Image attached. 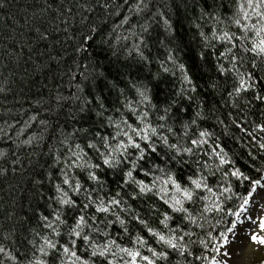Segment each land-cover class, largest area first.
<instances>
[{
    "label": "trees",
    "instance_id": "trees-1",
    "mask_svg": "<svg viewBox=\"0 0 264 264\" xmlns=\"http://www.w3.org/2000/svg\"><path fill=\"white\" fill-rule=\"evenodd\" d=\"M105 2L108 4L106 8L103 7ZM132 2L133 0H129V3ZM207 2L212 3V0ZM48 3H51V0H6V7L0 9V87L5 89V93L0 95V113L3 114L4 119H21L22 123L30 115L38 114L37 122L32 123L24 135L19 137L15 135L21 127L19 124L15 130H9L4 125L6 131L11 133V138H0V151L4 153L3 158L0 159V169L5 170L0 175V234L8 237L0 242L14 251L19 248L15 254L24 264H29V261H33L34 264L36 258L47 260L48 264H60L58 256L54 254L47 257L40 256L39 252L26 242L20 245L17 241L27 236L33 228L41 232L46 231L38 227L40 215L51 217L53 209L59 208L54 200L49 199L56 195L55 183L67 187L62 183V164L56 162V158H64L69 145L74 142L86 146L89 140L95 139L84 132L73 136L68 134L74 129H88L89 132L99 129L101 118L94 113L98 110L100 102L105 106V116H119L121 113H117L116 109L121 108L123 115L134 122L135 116L129 112L126 105L129 102L135 104L140 99L136 90L139 87L148 90L149 97L156 105V108L150 109L152 112L150 118L154 123L157 122L154 119L157 110L175 99L177 104L173 107L172 119L169 121L174 129L182 132L183 124L188 123L189 136L198 135L200 131L211 132L212 136L208 138V144L204 145L202 150L197 149L198 156L185 154L183 162H178L181 161L180 155L161 146L157 153L150 154L145 161L138 163L133 172L134 178L150 183L156 177H160L162 181L171 175L177 178L182 186L191 187L189 177L199 179L201 176H206L207 183L218 195L225 187L231 189L217 201L222 210L205 211L214 198L211 193L200 190H197L199 195L208 197V200H198L195 204L185 203L196 223L190 222L186 218V213L174 212L155 191L147 195H138L133 199V194L138 192L137 186L129 183L121 187L126 179L124 172L131 165L108 169L102 165L96 152L86 147L90 162L101 164V168L95 171L104 181L102 189L96 182L90 180L85 169H73L70 175L73 181L79 180L84 187L89 189L96 187L95 194L109 197L119 192L120 198L126 201L124 207L131 205V210L127 213L117 209L121 218L127 221L125 226L128 228V233H124L117 222L106 229L109 232L107 239L115 238L120 245L133 248L135 238L143 237L148 242L140 248L143 255L151 257L149 246L168 253L169 259L157 261V264H211V260L217 256L215 246L222 242L220 233L229 234L227 229L236 222L233 213L239 212L244 206V200L250 196L253 187L251 182L264 181V149L259 147L264 143V140L260 139L264 136V132L256 130L258 124H264V103L255 101L252 92L243 93L239 98L228 95L236 83V78L234 74L221 75L218 71L216 57L224 46L216 41L205 42L199 34L201 30L209 33L212 28L211 21L206 22L200 18L206 6L205 0H148L149 7L143 15L154 16L151 22L150 46L145 52L149 57L148 61L134 54L129 55L123 50L124 44L130 47L135 39L127 29L133 26L135 30L134 24L142 20L143 15L137 17L130 14L128 5H125L123 0H115V2L100 0L99 4H93L92 0H89L93 11L87 13L88 19L81 22L80 17L77 16L69 32V35L72 33L75 35L65 43L64 47L57 48L63 55L60 64L55 65L53 62L51 70H43L39 73L38 82L31 90H21L17 81L21 78L22 71L32 73L34 76L37 74L32 68L36 62L35 58L28 52L27 45L32 44L37 49L43 50L45 44L51 43V41H38L34 30L37 27L42 31L45 30L48 22L54 18L52 11L48 9ZM66 6H70L67 0ZM53 8L60 15L64 14L59 5H53ZM44 11L48 14L41 19L40 13ZM73 11L77 9L73 8ZM224 11L221 9L222 13ZM226 11L230 15L234 11V5L229 3ZM161 14L168 20L170 28L163 23ZM128 15H132L129 24L117 29V25ZM197 24L202 28H198ZM90 26H98L94 33L95 47L90 49L91 55L74 52L75 46L84 35V32L78 29L83 28L84 31H88ZM229 30L237 31L235 26ZM117 32L127 35L128 41L117 44L115 54L107 45L102 51L99 46L101 41L106 37L116 36ZM60 35L61 39H64L65 34ZM211 44H215V48H212ZM9 53L20 54L25 63L17 61L15 56ZM169 53L176 58L177 63L184 65V71L196 87V91L190 93L191 100L177 96L181 85L179 69L174 68L171 62L167 64L170 71L165 72L161 67L167 61ZM81 62L91 63L93 66L98 62L97 71L102 72L103 77L85 80L77 76L75 80L72 79L75 73H68L67 70L75 69ZM249 69L250 62L246 58L242 70ZM258 75L264 76V71L259 72ZM44 84H47V88L43 87ZM260 88L264 90V84L260 85ZM96 97L100 100H96ZM86 100L92 101L88 105L89 110L81 112L80 106ZM140 107L147 106L141 104ZM197 112L200 113L199 116L196 115ZM192 119L196 120L195 125H191ZM39 120H45L46 125L40 124ZM248 132H252L253 136H249ZM30 136L36 138L33 143L22 144V141ZM66 136H68L67 142H65ZM177 139L170 137L171 142H176ZM182 142L190 146L187 137ZM217 144L227 153L230 164L220 165L219 160L212 154V148ZM132 151L135 153V150ZM197 160L199 163L196 162ZM141 168L151 171L152 174L145 175ZM160 168L164 171H159ZM235 169L243 172L249 180L232 176L231 172ZM37 180L42 183H36ZM168 189L170 195L175 191L170 185ZM70 195L78 203L83 200V194L70 192ZM89 211H94V208ZM62 213L69 225L74 222L75 210L64 208ZM165 214L171 217L167 221V228L161 223ZM134 215H139L146 223L141 224L132 219ZM97 217L103 219V214L97 213ZM108 219L114 220L115 217L108 216ZM100 227L103 228L104 225ZM149 228L166 236L172 234L171 229H178L176 235H181L185 231L191 233L190 237H185V241L181 242L187 244L185 255L167 248L149 232ZM60 232L61 236L51 238L66 243L69 239L68 226L62 225ZM94 238L98 242L106 239L103 235L95 234ZM80 243L78 241V244ZM78 254L87 258L89 252L80 249ZM92 259L95 260V264H106L102 258ZM5 264L9 262L6 261ZM89 264L92 262L90 261Z\"/></svg>",
    "mask_w": 264,
    "mask_h": 264
},
{
    "label": "snow or ice",
    "instance_id": "snow-or-ice-1",
    "mask_svg": "<svg viewBox=\"0 0 264 264\" xmlns=\"http://www.w3.org/2000/svg\"><path fill=\"white\" fill-rule=\"evenodd\" d=\"M115 2V0H113ZM68 5L66 6V0H51L48 3V9L53 13V19L48 22V26L45 30L35 28V32L38 36V41H51L50 44H45L43 50H39L35 45L28 44V52L35 58V63L32 65L33 72L37 73L35 76L27 71H22L21 78L17 81L20 85L21 90L31 88L38 82L39 73L43 70H51L53 62L55 65H59L63 59L61 52L57 50L58 47H64L65 43L72 39L75 33L69 35L72 23L75 21L77 16L80 17L81 22L88 19L87 13L93 11L92 5L89 0H67ZM93 4H99L100 0H92ZM125 5H128V11L137 17H141L146 13L149 5L148 0H133L129 3V0H123ZM234 5V11L230 15L227 13L228 4ZM53 5H59L63 11V15L53 8ZM205 8L202 10L201 19L206 22H212V28L209 33H205L203 30L200 31V36L203 41L211 43L216 41L222 44L223 50L217 55L218 71L221 75L234 74L236 83L228 95L230 97L239 98L243 93L252 92L253 99L260 103H264V90H261L260 85L264 84V76L258 75L259 72L264 71V0H212V3H208L205 0ZM6 7V0H0V9ZM103 7H108L107 2L103 4ZM76 8L77 11H73ZM221 9L225 11L222 13ZM47 11L41 12V19L47 16ZM132 19V15L125 16L121 23L117 25V29H121L124 25L129 24ZM161 19L165 25L169 28L171 25L168 20L161 14ZM154 20L153 15H143L142 20H138L133 26H130L127 31L135 38L134 42L129 47L128 44H124V49L129 55H136L144 61H148L149 57L145 55L146 50L150 46V39L152 35V24ZM235 26L237 31H230L229 29ZM98 26H90L88 31H84L83 28L78 31H83L84 35L80 39L79 43L75 46L74 52L88 53L91 55L90 49L95 47V36ZM198 28H202L201 25L197 24ZM115 31V29H114ZM61 33H64V39H61ZM127 35H121L117 32L116 36L106 37L100 43L101 50L103 51L105 45L112 49L115 54L116 45L121 41H128ZM111 41V43L109 42ZM212 48H215V44H211ZM65 51L67 49L65 48ZM14 55L17 61L25 63L24 59L20 54L9 53ZM248 58L250 62V69L243 71L242 68L245 63V59ZM171 62L174 68L179 69L181 73V85L177 92V96L186 97L188 100L192 99L190 93L196 91V87L193 81L184 71V65L176 62V58L169 53L167 61L161 65L165 72L170 71L167 64ZM227 65V66H226ZM99 63L96 62L95 66L91 63L84 64L80 63L75 69H68V73H75L72 79H76L77 76L83 77L85 80L102 78L103 73L98 72ZM47 88V84L43 85ZM79 87V84H77ZM137 93L139 100L135 104L131 102L127 103L126 107L135 116V121L131 122L126 118L121 108H117L116 112L121 113L119 116H105V106L100 102L98 110L94 113L95 116L101 118V126L95 132H89L88 129H74L68 136L76 135L79 132L87 133L95 139L89 140L86 146H82L80 143H72L69 145L68 150L64 154V158L57 157L56 162L62 164V183L65 187H62L60 183H55L56 195L49 199L54 200L59 208L53 209V214L49 215L41 214L39 217L40 224L39 228H43L46 231H38L36 228L31 229L27 236L17 241L18 244L23 245L25 242L36 249L40 256L56 255L60 259V264H95V260L92 258H102L106 261V264H157V261H166L169 259V255L165 251H157L152 247H148V251L151 253V257L143 255L140 248L146 245L148 242L143 237H137L134 240L135 247L129 248L120 245L115 238L107 239L109 232L106 229L110 228L113 224H118L123 228L124 233H128V228L125 226L127 221L121 218L117 212H125L131 210V205L127 208L124 207L126 201L120 198V193L117 192L115 196L105 197L97 193V188L93 187L89 189L84 187L79 180L73 181L70 173L73 169H85L87 170L88 177L91 181L96 182L97 185L102 189L104 181L100 179L96 174V169L101 168L100 163H92L88 159L89 153L85 150L92 149L96 152L98 158L102 161V165L108 169H116L121 165H131L130 168L126 169L124 175L126 179L123 181L124 185L129 183L135 184L138 188V192L134 193L132 198L136 199L138 195H147L153 193L161 196L164 202L177 213H186V218L196 223V219L191 215L189 208L185 207V203L189 202L195 204L198 200H208L206 196H200L197 190L206 191L211 193L214 198L210 201V206L205 208V211H221V206L217 201L221 196H224L225 192H230L231 189L225 187L223 192L219 195L213 191V188L207 183V177L201 176L199 179H192L189 177L191 187L187 185L182 186L179 180L171 175L161 181L160 177L152 180L150 183L136 180L133 176V172L136 170L137 165L141 161H145L150 154L158 152V148L161 146L166 147L169 151L174 152L181 156L183 162V156H198L197 149L202 150L203 146L208 144V138L212 136L211 132L200 131L198 135L189 136L190 125L184 123L182 126V132L176 131L169 121L172 119L173 107L177 104L174 99L169 103H166L161 109H158L154 119L157 122H153L152 112L150 109L156 108L153 104L152 99L148 95L146 88L141 89L137 87ZM5 93V89L0 87V95ZM80 97H77L79 99ZM100 100L99 97L95 98ZM92 101L86 100L80 106L81 112L88 111V105ZM251 103V101H249ZM144 104L147 107L141 108L140 105ZM179 110V109H178ZM186 110V109H185ZM21 111L23 109L21 108ZM200 115L199 112L196 113ZM38 114H32L27 119H12L7 120L3 118V114L0 113V138L8 137L11 138V133L6 131L4 125L9 130H15L16 126L21 125L20 129L15 132L17 137L24 135L26 129L31 127V124L37 122ZM39 123L46 125L45 120H39ZM223 123V122H222ZM235 123V121H234ZM196 120H191V125H195ZM111 128L112 131H106ZM260 132H264V124H258L257 129ZM249 136H253L252 132H248ZM68 136L65 137V142L68 140ZM170 137H177L176 142H171ZM187 137L190 146H186L182 141ZM255 139V137H253ZM36 138L30 136L22 141L24 145H31ZM264 140V136L260 137ZM261 149H264V143L259 145ZM132 150H135L133 153ZM212 154L219 160L220 165L230 164V160L227 158V153L218 144L212 148ZM4 153L0 151V159H2ZM131 157V158H130ZM199 163V160L196 161ZM207 166V164H205ZM15 170V169H14ZM159 171L163 172L164 169L160 168ZM4 169H0V175L4 173ZM145 175H151V171H147L141 168ZM231 175L237 179L249 180V177L245 176L239 169H235L231 172ZM36 183H42L37 180ZM253 187L251 193L257 191V187L260 186V181H252ZM159 185V187H158ZM171 186L175 191L170 195L168 186ZM71 193L83 194V200L78 203L76 199H73ZM95 194V195H94ZM249 200L245 199L243 202L244 207L239 212L233 213V215L239 217L240 212L246 210ZM67 208L68 210H75L73 216L74 222L68 224L67 219L64 218L62 209ZM94 211H89L93 209ZM97 213L103 214V219H98ZM108 216H114L115 219H108ZM132 219H135L141 224L146 222L141 219L139 215H134ZM171 217L167 214L164 215V219L161 223L167 228V221ZM255 219V218H254ZM258 227L264 230V218L257 221ZM62 225L68 226L69 239L66 243H60L59 240L51 237L61 236L60 227ZM100 225H104L103 228ZM202 226V225H201ZM236 227L235 223L231 224V227L227 229L228 232H232ZM178 229H171L172 234L166 236L159 232H154L149 228V232L157 237L167 248L173 249L185 255L187 251V244L181 243L185 241V237H190L192 234L189 232H183L181 235H176ZM95 235H103L106 239L98 242L94 238ZM222 242L215 246V252L221 257V260L213 258L211 264H224V260L230 255L227 251H221L225 248L230 240V237L225 233H220ZM38 238V239H37ZM8 239V237L0 234V241ZM250 239L253 242H258L264 245V239L259 238L257 235H251ZM78 241L81 243L78 244ZM85 250L89 252L87 258L78 254V250ZM19 251L17 248L15 251L6 246L3 242H0V264H5L6 261L9 264H24V262L15 253ZM23 253H21L22 255ZM190 254V253H189ZM29 264H33V261H29ZM34 264H48L47 260H41L36 258Z\"/></svg>",
    "mask_w": 264,
    "mask_h": 264
},
{
    "label": "rangeland",
    "instance_id": "rangeland-1",
    "mask_svg": "<svg viewBox=\"0 0 264 264\" xmlns=\"http://www.w3.org/2000/svg\"><path fill=\"white\" fill-rule=\"evenodd\" d=\"M248 200L246 210L237 217L235 229L228 234L229 242L221 249L230 253L224 264H264V245L250 239L253 234L264 239V230L257 223L264 218V182ZM216 260L221 257L217 255Z\"/></svg>",
    "mask_w": 264,
    "mask_h": 264
}]
</instances>
